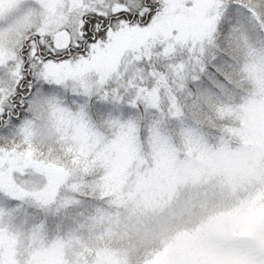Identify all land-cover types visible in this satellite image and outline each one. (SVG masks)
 Masks as SVG:
<instances>
[{
    "label": "snow or ice",
    "instance_id": "obj_1",
    "mask_svg": "<svg viewBox=\"0 0 264 264\" xmlns=\"http://www.w3.org/2000/svg\"><path fill=\"white\" fill-rule=\"evenodd\" d=\"M0 264H264V0H0Z\"/></svg>",
    "mask_w": 264,
    "mask_h": 264
}]
</instances>
